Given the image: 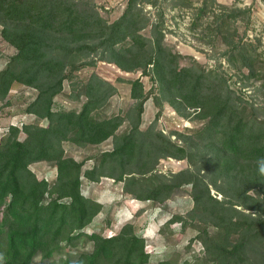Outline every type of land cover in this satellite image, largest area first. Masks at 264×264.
Masks as SVG:
<instances>
[{"label":"trees","instance_id":"trees-1","mask_svg":"<svg viewBox=\"0 0 264 264\" xmlns=\"http://www.w3.org/2000/svg\"><path fill=\"white\" fill-rule=\"evenodd\" d=\"M157 1L128 0L121 17L110 23L93 0H0L1 35L16 49L0 70V104L8 103L15 84L34 88L38 94L27 111L47 123L11 126L0 140V264H34L39 257L47 264H149L154 256L133 223L112 236L97 229L88 233L104 207L83 193V179L98 182L102 177L122 183L126 194L142 202L159 205L190 186V216L203 215L214 232L201 230L203 256L189 264H264V199L248 195L256 185L264 194V120L253 102L230 88L218 68L184 63L168 47L164 19H153L146 11V5L155 7ZM176 1V6L182 2ZM199 11L200 17L206 7ZM239 15L234 13L232 19ZM225 21L217 33L224 34ZM146 29L150 36L143 34ZM228 45L227 61L237 60L256 75L255 49L250 44ZM99 60L124 72L142 71L152 80L158 107L167 103L183 117L192 109L206 125L194 136L178 134L181 145L155 124L140 130L149 99L140 79L130 82L134 119L131 112L101 116L99 110L116 89L97 74L83 85L87 102L80 111H56L55 98L65 81ZM126 120L131 128L119 135ZM109 139L113 149L99 156L92 168L84 170V162L65 156L64 142L85 147ZM162 158L187 159L190 167L158 173ZM240 160L248 171L236 169ZM39 162L55 164L53 181L31 170ZM219 181L236 191L230 196L234 202L211 195L212 186L229 197ZM181 221L187 223L174 216L166 224ZM82 240L92 243L93 250L70 253ZM159 263L175 264L171 256Z\"/></svg>","mask_w":264,"mask_h":264},{"label":"rangeland","instance_id":"rangeland-1","mask_svg":"<svg viewBox=\"0 0 264 264\" xmlns=\"http://www.w3.org/2000/svg\"><path fill=\"white\" fill-rule=\"evenodd\" d=\"M100 15L112 23L123 14L128 0H93ZM158 0L157 6L146 5L147 13L154 18L164 19L165 42L168 47L180 54L184 63L197 62L206 69L218 68L226 78L230 88L242 95L250 103L253 102L258 109V117L264 120V0ZM207 5V6H206ZM206 7V12L199 17V10ZM240 12L237 19H232L233 14ZM226 20L228 26L224 34L217 33L219 25ZM0 25V70L4 69L9 59L16 54V49L9 45L1 35ZM143 34L150 36L149 29ZM228 42L238 46L250 44L255 49L256 61L254 76L250 68L241 62L234 61L230 64L226 59V52L231 48ZM93 74H97L111 83L116 91L108 100L105 109H100L101 116L112 114L125 116L131 112L135 102L131 98V81L140 79L149 93V99L144 105L140 130H146L155 124V129L161 131L173 142L181 145L178 134L186 137L194 136L207 123L197 117L198 112L187 110V116H180L172 106L164 103L158 107L151 93L152 80L142 71L124 72L114 64L97 61L94 66H87L75 72L72 79L65 81L64 89L55 98L54 109L56 111H80L87 102L83 94V85ZM156 93V92H155ZM37 90L25 85L15 84L6 100L7 104H0V140L7 134L11 126L21 127L23 124H39L46 126L45 120L38 119L28 113V106L36 99ZM131 112L130 118L134 119ZM131 128L126 120L119 129L122 134ZM65 156L73 158L77 162H84V170L92 168L104 152L113 149V139H109L101 145L77 146L71 142H64ZM236 169L239 172L248 171L247 163L239 161ZM190 167L187 159L162 158L157 165V172L170 174ZM240 169V170H239ZM31 170L40 179L53 181L56 177L54 163L39 162L31 165ZM211 178H216L212 176ZM220 186L230 197L235 192L228 185ZM229 182V181H228ZM219 183V184H220ZM261 186L249 189L248 195L254 198L264 199ZM229 189V190H228ZM247 190V189H244ZM83 193L101 203L104 207L87 228L88 233L97 229L104 236L117 234L121 227L127 223H133L136 232L143 236L147 242L146 250L152 256L149 264H160L162 258L171 256L175 264L185 262L192 263L196 256H203L204 246L198 239L201 230L213 228L211 222L203 215L192 218L190 213L194 203L190 196L191 187L178 191L169 201L163 205L152 201L142 202L132 195L124 192L123 184L117 183L113 178L102 177L98 182H90L83 179ZM211 195L218 201H235L211 186ZM242 210L241 206H236ZM245 213H252L245 210ZM191 215V216H190ZM174 216H181L187 223L176 222L166 224ZM187 224V225H186ZM93 244L82 240L76 248L69 252L79 254L91 252ZM68 251L65 254L69 255ZM66 255V256H67ZM34 264L43 263L37 258Z\"/></svg>","mask_w":264,"mask_h":264}]
</instances>
